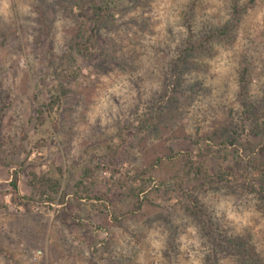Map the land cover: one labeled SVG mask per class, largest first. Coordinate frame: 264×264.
Instances as JSON below:
<instances>
[{"label":"rangeland","instance_id":"rangeland-1","mask_svg":"<svg viewBox=\"0 0 264 264\" xmlns=\"http://www.w3.org/2000/svg\"><path fill=\"white\" fill-rule=\"evenodd\" d=\"M263 179L264 0H0V264H264Z\"/></svg>","mask_w":264,"mask_h":264},{"label":"trees","instance_id":"trees-1","mask_svg":"<svg viewBox=\"0 0 264 264\" xmlns=\"http://www.w3.org/2000/svg\"><path fill=\"white\" fill-rule=\"evenodd\" d=\"M252 1V0H250ZM235 13V12H234ZM185 51L186 54H184ZM195 50H194V46L192 45V43H189L188 47H185L183 52L178 55L176 63L174 65V67L172 68V79H171V84L172 85H177L178 83V79L181 76V71L183 70L185 61H188L189 56L194 54ZM241 78H243V76H240ZM230 146L228 144L225 143H221L219 144V147L217 148L219 151H222L223 153H228V148ZM207 150L201 148L200 150L198 149V152L196 153V157H198L199 159L206 157V153L207 152H211L212 148H206ZM209 154V153H208ZM158 161H161V159H159ZM219 163V168L218 170L215 172L214 174V178L215 181L217 182H222L226 180L227 174L228 172L225 171V167H227L224 162H218ZM251 162H247V164L245 163L243 166H237L238 167V171H240L241 175L246 177L247 179L250 178L252 176V171H251V166H250ZM184 175L183 177H194L191 175H197V173H201V174H207L206 171H204V166L203 164H195L192 163L190 160L186 161V166L184 168ZM29 183L30 186L32 187V190L34 191V193L30 196V197H34L35 192H41V194L46 195L47 199L50 200L52 195L50 193H55L57 191V184L50 179L49 177H46L44 175L41 176H37L34 172H30L29 173ZM169 181H165L162 182V184H167L168 187L172 186L171 184H168ZM261 190L264 191V179L261 181ZM11 186L14 190L17 189L16 186V176H14L13 180L11 181ZM42 189V190H41ZM142 201L138 202L137 208L141 205ZM242 247V246H241ZM239 252V251H238ZM243 249L241 248V252L240 255H243ZM247 258V255L245 256ZM248 259L251 260V262H253V264H262L261 262H259V259L256 258H249Z\"/></svg>","mask_w":264,"mask_h":264}]
</instances>
